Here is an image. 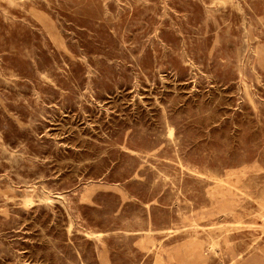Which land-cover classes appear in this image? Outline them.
<instances>
[{
    "label": "rangeland",
    "instance_id": "obj_1",
    "mask_svg": "<svg viewBox=\"0 0 264 264\" xmlns=\"http://www.w3.org/2000/svg\"><path fill=\"white\" fill-rule=\"evenodd\" d=\"M0 264H264V0H0Z\"/></svg>",
    "mask_w": 264,
    "mask_h": 264
},
{
    "label": "bare ground",
    "instance_id": "obj_2",
    "mask_svg": "<svg viewBox=\"0 0 264 264\" xmlns=\"http://www.w3.org/2000/svg\"><path fill=\"white\" fill-rule=\"evenodd\" d=\"M53 202V201H52ZM29 204V203H28Z\"/></svg>",
    "mask_w": 264,
    "mask_h": 264
}]
</instances>
